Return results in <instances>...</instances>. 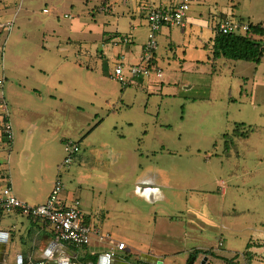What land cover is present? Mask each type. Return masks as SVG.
Instances as JSON below:
<instances>
[{
	"label": "rangeland",
	"instance_id": "obj_1",
	"mask_svg": "<svg viewBox=\"0 0 264 264\" xmlns=\"http://www.w3.org/2000/svg\"><path fill=\"white\" fill-rule=\"evenodd\" d=\"M127 2H16L13 29H0V93L18 153L29 141L30 166L46 165L39 193L59 175L68 202L79 199L84 214L107 216L111 237L137 252L175 251L164 256L173 264H187L195 251L206 264H264V54L255 65L208 60L200 48L197 62L190 50L184 57L157 44L163 79L122 89L112 75L123 46L108 42L103 54L101 45L111 31L128 28ZM241 11L263 24L264 0ZM44 56L46 89L31 69ZM65 142L80 149L69 165ZM0 143L7 158L1 128ZM145 178L160 185L152 204L134 192ZM128 229L133 239L122 232ZM109 249L104 243L97 254Z\"/></svg>",
	"mask_w": 264,
	"mask_h": 264
},
{
	"label": "crops",
	"instance_id": "obj_2",
	"mask_svg": "<svg viewBox=\"0 0 264 264\" xmlns=\"http://www.w3.org/2000/svg\"><path fill=\"white\" fill-rule=\"evenodd\" d=\"M17 1L19 0H0V29H3L1 25L7 22L12 23L11 30L13 29L14 18L21 9L17 8ZM20 1L21 4H23V0ZM250 1L251 0H197L191 5L190 11L186 15V27L161 28L157 35V44L167 45L168 48L175 50V55L177 52H180L184 57L187 56L188 50H190L192 57H189L197 62H199L201 58L199 56L195 57L194 53L198 52L201 48L209 51L210 56H206V58L210 60L212 59V40L216 35L215 29L221 20L228 18L234 21L247 22L253 26L262 24H253L251 20L253 17L241 11V7L245 5L246 2L250 3ZM178 2L179 0L128 1L127 4L129 7L125 5L129 16L128 28L123 31H111L106 37V42L101 45V51L104 54L105 51L103 47L108 46V42H112V45L116 48L121 45L123 47L121 49L119 48L117 51L118 61H122L126 65L139 64L142 56V47L148 35L147 15L149 10L157 7L164 9L173 8ZM101 6L108 7L109 5L104 2ZM48 13V11L46 13L43 12L45 15ZM8 17H12L13 20H4ZM115 27V30H118V21L115 23ZM141 32L144 35H140ZM263 37L264 35L260 37L256 36L255 40L260 43ZM122 38H127L129 44L119 43V40ZM43 41L45 42V40ZM25 43L26 41L20 42L21 45ZM41 48L43 52L46 53V43L45 45H41ZM157 50L158 49H156L154 53L153 64L159 67V59L163 58L158 56ZM77 67L78 69H82L79 65ZM31 69L34 73H38L39 77H42L37 78L40 79L39 81H43L40 83V86H44L46 89V56L43 57L40 66H31ZM86 70L88 71L89 67H86ZM27 76L22 77L27 80ZM145 83H147V80H140L137 82V85H144ZM0 97L4 100L3 92L0 93ZM29 143V141L25 142V145H22V149L18 153L17 150H19L20 147H15L12 141L9 144L10 152L7 158L4 157L3 154H0V192L8 187L10 188L11 195L19 201L30 206H39L45 203L53 182L56 178H60V176L54 174L49 181V187L47 189L43 188L41 193H39L40 182H46V165L43 163L36 167L30 166L31 155H29L27 151ZM14 153L19 154L16 159H13ZM153 172H159V170ZM142 183L153 184L154 181L145 178ZM155 184L159 185V183ZM37 192L38 194H36ZM134 192L138 193L137 190ZM154 194L157 195V191L154 190ZM60 199L64 205L67 206L71 205L74 201H78L80 204L79 199H71L70 202H68L66 195H61ZM79 211L81 212L83 223L97 227L100 234L110 237L112 234H115V231L110 229L107 224V216L104 217V215L101 214L102 217L98 218L96 217V213H94V215L92 212H90V214H84L80 205ZM93 217L95 218L93 219ZM117 232L120 231L117 230ZM122 232L125 234L126 238L129 239H133V235L135 234L134 230L132 231L130 229ZM114 241L123 242L125 244V250L118 252L114 247H110V249H113L114 258L109 264H158L160 261L161 264H173L170 259L166 260L164 256H175L178 254L175 253V251H164L160 248L137 252L129 241H125L124 239ZM104 243L106 244L107 242L93 239L90 246L83 249L85 253L76 255L70 244L57 240L51 226L47 222L25 218L20 216L17 212L0 214V248L4 246L8 254L6 264H91V258H95L97 264H106L107 260L110 258L106 256L107 253L97 254V252H100L99 247ZM191 253L192 252H189V256ZM131 259L134 260V263Z\"/></svg>",
	"mask_w": 264,
	"mask_h": 264
},
{
	"label": "built area",
	"instance_id": "obj_3",
	"mask_svg": "<svg viewBox=\"0 0 264 264\" xmlns=\"http://www.w3.org/2000/svg\"><path fill=\"white\" fill-rule=\"evenodd\" d=\"M196 1L179 0L173 8L157 7L149 10L147 15L148 35L142 47L140 63L126 65L122 61H118L115 64L112 78L122 89H126L139 79H152L155 82L163 79L161 69L153 64L154 53L157 49L158 32L163 27L185 28L187 24L186 15L190 11L191 5ZM101 10L107 11L105 7H102ZM43 12L46 13L47 11L43 10ZM1 27L10 31L12 23L7 22ZM215 31L220 35L245 36L250 31V24L225 18L217 24ZM119 43L129 44V40L122 38ZM0 127L4 139L11 143L14 132L4 100L0 102ZM63 150L66 154L63 164L69 165L72 157L79 152V147L71 142H65ZM63 191L64 184L62 180L56 178L45 203L39 206H30L12 196L10 188L6 187L0 192V214L17 212L22 217L47 222L57 240L70 244L76 255L89 247L93 239L107 242L110 247H114L118 252L125 250L123 242H115L110 236L100 234L97 227L83 223L78 201H74L69 206L64 205L60 199ZM106 256L114 257L113 249H109ZM158 264H161V261Z\"/></svg>",
	"mask_w": 264,
	"mask_h": 264
},
{
	"label": "trees",
	"instance_id": "obj_4",
	"mask_svg": "<svg viewBox=\"0 0 264 264\" xmlns=\"http://www.w3.org/2000/svg\"><path fill=\"white\" fill-rule=\"evenodd\" d=\"M264 35V23L261 25H250V31L245 36L220 35L217 34L212 40V60L225 59L229 61H242L259 65L262 61L264 49L255 40L256 36ZM238 125L235 132L238 131ZM225 144L228 141L225 140ZM201 252L195 251L191 255H196ZM206 254V253H205ZM91 264H97L95 258H91Z\"/></svg>",
	"mask_w": 264,
	"mask_h": 264
},
{
	"label": "water",
	"instance_id": "obj_5",
	"mask_svg": "<svg viewBox=\"0 0 264 264\" xmlns=\"http://www.w3.org/2000/svg\"><path fill=\"white\" fill-rule=\"evenodd\" d=\"M136 190H137L138 194L139 193L140 194H144L143 197L150 204L158 201L159 195H161V194H159L160 193L159 188L156 185H154V184H148V185L144 184L143 186H140V187L137 186ZM154 190L157 191V195L154 194ZM113 258L114 257H110L107 260L106 264H109L112 261ZM7 260H8V254L6 253V249L3 246L2 248H0V264H6ZM194 260H195L194 258H191L190 261L187 264H193ZM207 260H208V258L205 257L204 260L201 262V264H206Z\"/></svg>",
	"mask_w": 264,
	"mask_h": 264
},
{
	"label": "flooded vegetation",
	"instance_id": "obj_6",
	"mask_svg": "<svg viewBox=\"0 0 264 264\" xmlns=\"http://www.w3.org/2000/svg\"><path fill=\"white\" fill-rule=\"evenodd\" d=\"M199 257H200V253L196 255H190L187 261H190L191 258H194L195 260L193 264H201V262L204 260V257L206 256H204L201 260L199 259ZM197 261L198 263H196Z\"/></svg>",
	"mask_w": 264,
	"mask_h": 264
}]
</instances>
